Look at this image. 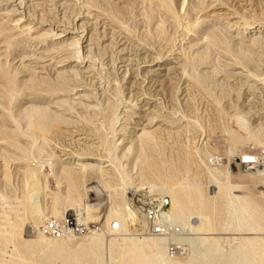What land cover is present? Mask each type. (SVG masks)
<instances>
[{
	"label": "rangeland",
	"instance_id": "rangeland-1",
	"mask_svg": "<svg viewBox=\"0 0 264 264\" xmlns=\"http://www.w3.org/2000/svg\"><path fill=\"white\" fill-rule=\"evenodd\" d=\"M33 106L60 119L26 116ZM143 127L158 128L144 149L132 137ZM245 153L256 162L242 166ZM85 156L99 158L102 171L80 170ZM63 164L84 173L89 203H103L99 220L80 223L101 229L106 258L109 241L114 257L131 243L113 239L109 207L118 206L131 236H150L139 206L164 195L149 186L166 173L181 193H195L187 188L195 183L206 199L217 193L202 216L209 241L230 253L241 237L264 239V0H0L1 264H75L44 260L36 236L60 240L46 223L77 214L65 211ZM37 168L46 178L32 198ZM226 181L238 191L222 188ZM235 192L262 213L261 229L223 227ZM196 217L176 225L187 231ZM90 234L67 240L81 251Z\"/></svg>",
	"mask_w": 264,
	"mask_h": 264
},
{
	"label": "bare ground",
	"instance_id": "bare-ground-1",
	"mask_svg": "<svg viewBox=\"0 0 264 264\" xmlns=\"http://www.w3.org/2000/svg\"><path fill=\"white\" fill-rule=\"evenodd\" d=\"M34 114L40 115L41 118H49L50 125H54V122L60 119L58 115L53 114L48 108L33 106L30 107V109L26 112V116L29 117H33ZM37 127L42 129L45 126L43 122L39 120L37 122ZM157 130L158 128H134L132 131V137L134 138L133 143L135 140L138 139L140 148L144 149L143 147L151 146L152 142L155 140ZM77 135L79 136L81 134ZM84 139H87V137L82 136L77 138L76 140L79 141ZM133 143L128 148L127 152L133 148ZM254 157L255 156L252 154L245 153L240 157V164L244 167L251 165L256 162ZM80 159L88 160L78 162V165L81 166L79 168L80 170L84 169L85 167H88L92 171L94 169H99L100 171H102L103 165H101V163L98 161H94L99 160V158L94 156H85L80 157ZM146 160L147 159H144L145 162ZM76 169L77 168H74L70 165L63 164V166L58 172V174H60L61 176H66L70 181V184L64 192L65 201L68 202V204L65 205V211L69 212L75 209L77 214H71L69 216H75L78 222H85L87 219H98L101 216H96L95 212L98 209L100 210V207L103 205V203H89L88 200H86L87 190L82 182L84 173L82 171H77ZM29 171L30 175L33 177H31L33 180L30 184L31 190L34 192L32 193L31 197L36 198L39 196L40 188L43 187L42 183L44 181L42 182V180L46 177L41 179L43 177V173H41L40 168L29 169ZM173 178L174 175L170 173H166V175L162 178L157 177L159 182L156 184L150 183L149 187H154V189L159 190L160 193H163L164 195L153 197L149 196V194L147 193L148 196L145 197V202L150 207H152L154 204H156V206H160L163 200L165 202V199H169V203H165L161 211V222L166 231L163 235H157L153 232H150V236H144L142 238L131 236L130 228L126 223L125 217L122 216L118 206H116V204H113V206L109 207L110 209H108L109 212L106 216V221L109 223L108 230L111 232V234L113 233L115 236L118 235L116 238L113 239L123 240L127 242L129 240L131 242L129 245H125L124 247H122L124 251L122 250L121 252H119L117 257H114L111 246L114 242L109 241L110 244H108L107 247L108 256L106 258L105 248L101 244L102 234H99L98 232H93L89 235V238L86 237L85 240L80 242L78 247H80L81 251H77L75 247L71 246L69 240H67L73 239L75 236H67L61 238L60 240H50L49 238L45 237L42 230L38 229L39 232L36 235L38 236L37 242L43 243L45 246L44 249H46V251L48 252L47 255L44 256V260H48L50 255L56 254L62 255L65 258V261L67 262L72 257L75 264H88V259L93 260L94 264H105V262L106 264H264V239L262 238L254 236L241 237L240 244L235 246V248H233L230 253H227L220 246L219 242L215 243L214 240L209 241L210 238L208 236H205L208 221L203 220L202 216L203 214H205L206 211L214 207V204L216 203L217 193L215 196L211 195L212 197L206 199L203 193L201 192L200 185L198 183L187 185L188 190L189 188H195V193H181L182 191L179 192L175 190V185L167 186L168 180H173ZM223 187H225L226 190L232 187H235V191L238 189L236 188L238 186L231 185L229 181H226L222 188ZM42 191L44 190L41 189V193ZM236 192L235 194L231 193L227 195V213L229 212L232 215V221L224 224L223 227L229 229L233 225L236 231L261 229L262 213L258 210L257 207H254L249 200L243 199L242 196H240L242 194L237 195ZM37 209L38 207L35 210ZM142 209L143 208H141V210ZM60 212V209L53 211L55 216L61 214ZM193 213L198 214V216L201 218V221L196 217L197 219L191 221V225L187 228V231L184 230L180 225H176L180 223L182 219L188 218L189 220V216ZM142 218L144 224L146 225L147 222L145 221L144 216H142ZM41 220H36V227L40 225ZM235 239L236 237H233L234 241ZM169 242L179 244L180 249L184 246V243L188 245L187 248H182L183 250L179 251V255H183V259H179L175 256L176 254H171L168 251ZM188 252L189 254H187Z\"/></svg>",
	"mask_w": 264,
	"mask_h": 264
},
{
	"label": "built area",
	"instance_id": "built-area-1",
	"mask_svg": "<svg viewBox=\"0 0 264 264\" xmlns=\"http://www.w3.org/2000/svg\"><path fill=\"white\" fill-rule=\"evenodd\" d=\"M165 204L164 200L160 206L154 204L150 207L145 201L144 204L139 206V211L143 212L145 221L147 222L145 228L148 232H153L157 235H163L166 231L161 222V211L163 205ZM141 208H143L141 210ZM45 229L47 233L53 235L56 238H64L67 236H81L83 234L99 232L101 229L91 223V225H82L77 221L75 216H67L63 220H50L46 223ZM178 249H180L179 244L170 242L168 245V251L171 254H176Z\"/></svg>",
	"mask_w": 264,
	"mask_h": 264
},
{
	"label": "water",
	"instance_id": "water-1",
	"mask_svg": "<svg viewBox=\"0 0 264 264\" xmlns=\"http://www.w3.org/2000/svg\"><path fill=\"white\" fill-rule=\"evenodd\" d=\"M165 203L168 204L169 203V199H165Z\"/></svg>",
	"mask_w": 264,
	"mask_h": 264
}]
</instances>
